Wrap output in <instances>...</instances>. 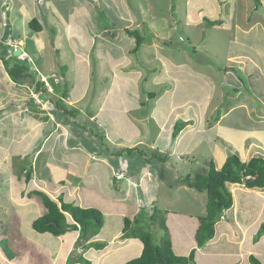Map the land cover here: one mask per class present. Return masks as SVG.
<instances>
[{
  "label": "rangeland",
  "instance_id": "374dc122",
  "mask_svg": "<svg viewBox=\"0 0 264 264\" xmlns=\"http://www.w3.org/2000/svg\"><path fill=\"white\" fill-rule=\"evenodd\" d=\"M60 1L63 2L64 0ZM205 1L120 0V13L119 10L117 12L102 11L107 21L111 23L94 24L90 21V23L86 24H71L72 35L69 43L63 37L66 31L62 29L61 24H55L56 20L53 19L49 21V24H54L51 29L53 36H55L53 42H56L57 37V44L55 47L52 44L46 45V48H49L50 52H52L49 54H52L53 60L48 58V53L45 49L42 52H35V54L31 55L27 53L26 55V51H35L32 43L29 42H27V46L30 49H27L25 44L23 47L24 52L13 56L14 60L12 62L16 61L14 63L27 65L36 80L37 78L38 80L39 78L44 80L38 70L40 67L44 71L52 68L55 71L58 69L56 72L58 75L60 72L62 73L65 67L67 70L64 72L68 76L61 79L58 84L65 89L71 87L69 84L75 83V90H73L75 96L77 93H82L85 87H88L81 102H73L71 98L61 95L60 90L55 89L54 83L59 82L60 76H51L49 74L50 76L47 77V80L50 84H53V88L50 87L51 90L48 89L51 92V98L49 97L48 103L51 106L54 105L53 98H59L53 95V93H56L61 96V104L67 110L74 106L81 110H78V113L80 112L81 114L79 117L75 116L79 115L78 113L75 114L70 111V113L75 114H70L73 122L66 120L68 114L65 113L62 116L64 120L59 123L60 126L65 124L68 128L70 127L72 133L76 135L74 140H77V134H83V129L86 132H90L89 127L97 128V133H91L93 136L84 137L86 146L82 145L79 140L74 143V141L71 142L69 139L70 147L68 149L61 148L58 143L61 149L43 148L37 156V148L43 145L42 142L41 144L39 143L41 137L34 142L22 140L27 150V154L23 156L9 153L11 158H8L5 154L11 148L7 144L1 145L0 264H49L48 257L50 255L44 254L42 257L37 256L34 258L32 252L35 253L33 249L35 246L31 241L47 244L51 251L56 252L59 250L61 252V250L64 251L67 242L64 240V243H62L60 237L67 233L76 234L77 231L74 228H69L60 236H54L48 232L39 233L32 227V219L42 215V212H40L42 207L32 196L28 195L31 197L30 201H28L27 193L34 190L35 187L40 188L41 186L43 188L42 183L45 181L50 183V189H56L60 185L53 182L55 178L66 180L70 184L71 190L76 188L70 198H68L66 191L64 194L60 193V196L65 201L72 202L77 206H91V208L99 210L103 206L105 208L113 207L120 210L118 213L122 211L124 216L128 215L129 217L137 209L136 215L131 218H137L143 229L151 231L153 241L156 244H161L167 236L171 237L169 233L171 230H169L170 227L167 221L177 226L179 224L178 217L182 218L185 215L184 211L188 209L194 211L195 208H201L200 202L208 199L206 192L200 193L196 188L189 187L186 179L192 180L199 174L207 173L211 160L208 161L205 157L208 155L209 148L205 144L193 150L191 154H185L182 152L183 150H180V147L179 151L177 150L178 152H174L176 136L189 127H198L196 132L198 138L200 136L199 127L204 128L203 126L206 124L207 132L205 131L203 136L209 137V134H211L213 138H218L219 142L223 141L220 137H216L215 132L212 131L214 129L209 127L210 122L214 118L222 117L223 114L229 112L223 122L233 126L240 113H242L241 109L235 106V102L242 99L240 102L244 103L243 99L248 96V103L256 104L258 108L255 106L257 111L251 112L249 110L247 115L249 114V117L251 116L252 119L257 121L264 119V116L256 119V115L264 111V106L258 105L257 95L251 90L250 94L246 92L240 96L232 85H225L230 79L233 80L234 75H230L228 70L224 69L223 71L224 62L228 60L229 51L232 52L234 49V46L229 41L231 34L234 36L237 30L241 29L247 33L250 30L251 32L253 30L257 32L258 28L254 29L256 27H260L264 32V0L259 1L260 9L252 13L253 17L251 16L249 23L247 18L255 6L254 0H217L218 3L214 6L215 12L213 10L214 7L207 10L204 5L200 6L205 4ZM226 14L230 18V22L223 19ZM204 16L212 21L221 20L225 21V23H217L218 25L211 26L205 24L207 18L204 19ZM184 20H186V24H182ZM49 24L46 23L48 26ZM222 27L224 28L222 29ZM136 28L146 37L149 36L148 33H151L152 39L143 43L139 51L133 52L135 39L127 33V29L134 30ZM243 40L249 43L247 44L246 52V64L249 69H246L256 73V63L259 65L256 59L260 58L261 62H264V36L259 35L256 37L253 33L249 37L246 34L240 37L239 42L241 41L244 44ZM233 41L237 42L238 40L234 37ZM56 50H58V53ZM198 59L202 61L198 62ZM233 61H236V59H231L230 64ZM236 62L238 63V61ZM118 70L119 74L117 73ZM226 71L228 75L226 78H222ZM115 72L117 75L114 77ZM209 72L213 77L209 75L205 77ZM259 72L260 70L256 74ZM120 73L130 74L133 80H126ZM203 73L207 74L203 75ZM202 75L205 79H200ZM235 76L242 77L243 84L241 87L244 86V91H247L249 85L246 83V74L236 70ZM38 80L35 82L36 85L39 82ZM210 80L212 81L211 83H209ZM134 82L136 88L145 90V93L140 91V97L138 98V95L135 96L138 108H134V115L129 114V116L133 117L122 118L120 111L125 112L126 108L131 106L121 96L124 93L127 95L131 94V90L134 89ZM201 83L204 85L205 91L202 92L201 90L198 92L199 101L196 102L197 105L194 103L195 98L193 97L190 102L180 106L176 113L170 112L173 106L185 101L191 95L189 91L192 90V87L195 88ZM229 83L232 84L233 82ZM208 84L214 86L213 91L215 92L210 106L208 104L210 93L208 92L211 91V87ZM60 85L57 86L58 89L62 88H60ZM224 85L225 94L222 92ZM208 87L209 89H207ZM149 93H153V95ZM221 94L226 99L222 107L219 106L220 102L217 100H220ZM227 94L229 98H226ZM232 96L236 98H232ZM74 99H77V97H74ZM107 100L111 102L108 103ZM117 102L121 105H117ZM207 104L209 108L206 111ZM101 106L105 107L104 109L100 108L103 111L98 110ZM195 106L197 107L195 108ZM229 107L233 108L228 111ZM238 109L240 110L238 111ZM93 112L94 115L90 122L88 115L90 113L93 114ZM93 121H96L95 123L97 124L93 123ZM162 121L169 123L164 126L167 132L164 134L165 136L169 134L173 140H171V143H167L158 139L154 147H152L151 141L156 139V133L160 129V122ZM249 123L245 121L243 127L250 128L253 134L264 131V125L256 127ZM175 124L177 125L176 127H174ZM82 125L85 126L81 127ZM172 125L173 128H171ZM78 127H81L80 131L75 130ZM174 132H178L175 137L173 135ZM76 143L78 145L75 147L74 144ZM246 146H253V141L246 142ZM73 148L74 150H72ZM75 148L77 149L76 151ZM122 148L138 149L126 152V154L124 152L121 156L118 152ZM157 149L168 152L159 150L160 153ZM253 153H260L264 156V147L261 148V151ZM109 158L112 159L113 164H110L111 160L108 163ZM145 160L146 162L151 160V162L146 164ZM9 161H11V164ZM142 165L147 167V169L144 168L145 172L138 174L140 175L139 177H143V179L139 180L138 177H135L137 174L134 173ZM216 167L218 168L217 165ZM31 168L32 178L30 176L28 180L26 178V170ZM72 182L77 186H72ZM10 186L14 189V202L17 203V210L14 212V209L12 210L11 205L8 203L11 201V197H7L8 205H5V193L7 194V189ZM144 187L147 191H145ZM158 189L160 192L159 201L151 198V194L156 193ZM47 190L44 189L46 192ZM21 196L22 199L20 198ZM18 200H22V202ZM37 200H41V198L38 197ZM114 200L117 203L115 205L112 202ZM21 203H23V206H20ZM166 203H171L169 205L171 209L179 211L177 216L173 214L168 216L163 211ZM155 207H158V209H155ZM155 210L158 211L154 213ZM152 213H154L153 218H151ZM18 214L21 215L20 219L17 217ZM67 216L68 221L71 222V216ZM21 223H23L21 231L26 234L27 238L18 235L14 228L16 224L20 225ZM262 224H264V220L260 221V225ZM134 225L137 224L133 223L132 227ZM259 229L254 233L255 237ZM179 231L178 227L173 230V232ZM260 242L264 245V240ZM85 245L86 248L82 250ZM92 250L94 253L91 254ZM73 253L75 256L80 254L85 259L91 260V264H98L95 247L81 241L79 235L76 239ZM57 256L60 260L61 254L59 252H57ZM80 264H85V262H80Z\"/></svg>",
  "mask_w": 264,
  "mask_h": 264
},
{
  "label": "crops",
  "instance_id": "0c3cea01",
  "mask_svg": "<svg viewBox=\"0 0 264 264\" xmlns=\"http://www.w3.org/2000/svg\"><path fill=\"white\" fill-rule=\"evenodd\" d=\"M64 1L61 2L60 0H0V147L1 145L7 144V146L11 148L9 149L7 154H5V156L8 158L10 157L9 153L17 154L18 156H23L27 154V150L23 145L22 140H29V142H34L39 137H41L39 143L41 144L42 142L43 145L37 148L38 149L36 151V156H37V154L43 148L49 149V147H51L52 150L54 148L68 149V147H70L69 139L71 142L74 141V143L79 140L82 142L81 143L82 145L86 146V143L84 142V137L93 136V134H91L92 133L91 131L86 132V130L83 129L82 131L83 134L81 135L77 134V140H74L76 138V135L72 133L70 127L68 128V126H66L65 124L64 125L61 124L60 126L59 124L60 121L64 120L62 119L63 118L62 116L65 113L68 114L66 120L69 122L70 121L73 122V118L70 115L71 114L70 111L69 110L65 111L63 109L65 108V106L61 104V100L59 104L56 103V101L60 99L61 96H58L56 93H53V95L59 98L57 99L53 98L54 105L51 106V104L48 103L49 97L51 98V92L47 91L43 87L36 89L37 85L35 84V82L38 80V78L36 80L34 76L33 78L34 81L25 80V79L23 81L21 80L18 81V80H14L9 72L10 66H12V63L15 62V61L14 62L11 61L10 53L7 52L8 48L10 49V43L12 45L11 47L15 46L17 48H20L21 52H24L23 47L25 46V44L27 49H30L27 46V42L32 43V47L35 49V51L34 50H33L34 52H32L31 50H30L31 52L26 51L25 52L26 55L27 53L31 55V54H35V52L37 53L42 52L45 49V51L48 53V58L53 60L52 54H49L52 52H50L49 48H46V45L52 44L55 47L57 44L56 43L57 37H56V42H53L55 36H53L54 34H52L51 27L54 24H49V21H52L54 19L56 20L55 24L58 25L61 24L62 29L66 31L63 37L66 40V42L69 43V40L71 41V35H72L71 24H84V23L86 24L88 22L90 23V21H92L94 24L111 23L107 21V18L105 14H102L103 13L102 11L110 10L111 12H117V10L121 8V7L119 8L120 0H88V1L64 0ZM83 1L84 3H82ZM205 2H206L205 4H201L200 6L204 5L205 8H207V10L213 9V7L218 3L217 0H206ZM254 2H255V6L253 7L252 12L249 14L247 18L248 23L253 17L252 13H254L255 10L258 11V9H260L259 5H257V2L255 0ZM213 10L215 12V7ZM120 16L122 18L121 14ZM205 18L207 17L204 16V19ZM33 19L39 22V24L41 25V30L35 31L30 27L31 21ZM223 19L225 21L228 20V22H230V18L228 17L227 14L226 17ZM186 20H184L183 23L181 21V23L186 24ZM225 21L224 22L221 21V23L219 24H223L225 23ZM46 23L49 24V26L46 25ZM223 28L224 27H222V29ZM257 28H258L257 33L256 34L254 33L255 36L256 37H258L259 35L264 36L263 30L260 27H256L254 29ZM246 34H248L250 37V35L253 34V32H251V30L248 31V33L242 29L237 30L234 36H232L231 34V36L229 37V41L230 43L234 42L233 38L235 37V39L238 40L237 42H239L240 37ZM243 42L247 43L245 40H243ZM243 51L247 52V49L244 48ZM56 52L58 53V50H56ZM227 58L228 60L236 59V61H238L237 67L240 71L246 74L247 77L246 83L249 86L247 91H244V86H243V90L239 89V87H241L243 84L242 83L243 80L241 76L240 77L233 76L234 77L233 80L230 79L225 85L226 86L232 85L239 92L240 96L246 92L250 94L252 90L255 93V95H257L258 100H260L259 102H261L258 103V105L260 104L264 106V65H261L260 63L259 65H257L256 63L257 66L256 73L258 70H260V72L256 74L246 69L248 68V66L246 64L247 56L245 53L243 52L242 53L238 52L235 54L229 53ZM64 69L66 72L67 69L65 67ZM38 70L41 72V76H45L46 78L50 76L49 74H51V76L53 75H57L58 77L60 76L59 82H55V83H60L61 79H64V77L68 76L63 71L62 73L60 72L59 75L56 74L58 69L55 71L54 68L50 69L53 71L50 70L44 71L41 69V67ZM219 70L221 69L219 68ZM117 73L119 74V70L117 71ZM117 73L115 72L114 77L117 75ZM205 74L207 73H203V75ZM224 74L225 75H223L222 78H226L227 73ZM120 75L126 80L127 79L133 80L130 74L120 73ZM203 75L202 77H200V79H205L203 78L204 77ZM208 75L210 77H213L210 72L209 74L205 75V77ZM38 81H40V78ZM211 82L212 81L210 80L209 83ZM229 82H233V83L230 84ZM69 85L71 86L69 88L64 89V87L60 85V88L62 87L61 89H57V87L55 89L60 90L61 95H63L64 90H66L67 94L63 96H67L71 98L73 102H77V103L81 102V99H83L85 91L88 90V87H85L82 93H77V95L75 96V94H73V90H75L74 89L75 83ZM225 85L223 86L222 89L223 94H225ZM208 86L211 87V91L208 92L210 93V99L208 103L210 106V103L212 104L211 101L214 98L215 92L213 91L214 86L212 84L210 85L208 84ZM203 87L204 85L202 83L195 88L192 87V90L189 91L191 95L185 101H182L180 104H176L175 106H173L172 111L170 112L176 113V110L180 108V106H183L187 102H190L193 97L195 98L194 103L196 104V102L199 101L198 92L201 90L202 92L205 91ZM209 87L207 89H209ZM137 89L138 88H136L134 82V89L131 90L132 91L131 94L129 95H127L126 93H124V95L122 94L121 97H124L123 100L128 101L130 103L129 105L131 106L130 108L129 107L126 108L127 110L125 109L126 110L125 112L120 111L122 113V118L133 117V116H129V114H133L134 110L138 108L137 101H135V96L138 95L139 98L140 91L145 93V90L143 89L137 90ZM223 94H221L220 100L216 98L218 102H220L219 106L221 107L224 106L223 104L224 101L226 100L224 99ZM42 96L46 99H44ZM226 96H227L226 98H229L228 94ZM74 97H77V99H74ZM232 98H236V97L232 96ZM248 99L249 96L246 99H243L245 101L244 103L240 102L242 101V99L235 102L236 103L235 106L237 108H240L242 113H240L239 117L237 118V121L234 123L233 126L228 124L227 122H223L227 118V114L229 112L223 114L222 116L223 118L221 116L216 117L210 122L209 127L214 129L211 130L215 132L216 137L217 136L220 137L223 141L219 142L218 138H213L209 133H207L209 134V137L203 136V133L205 131L207 132L206 124L203 126L204 128L199 127L200 136H198V138L196 135V132L198 131V127H194V128L189 127L186 130L181 131L180 134L176 136L175 149L173 151L178 152L180 147V150H183L182 152H184L185 154L188 153L191 154L193 153V150H196L197 148H200L201 146L207 144L209 148V152L205 158L208 161L213 160L218 166V168L222 167L227 157L233 153H237L242 159V161L249 160L251 157L255 155H261L260 153L256 154L253 152L261 151V148L264 147V131L263 132L259 131V133L253 134L250 128L243 127L245 121L250 122L252 125L256 127H259L260 125H264V119L257 121L252 119L251 116L249 117V114L247 115V112H249V110L251 112H255L257 111L256 109L258 108L256 104L248 103ZM107 102L109 103L111 101L107 100ZM116 104L121 105L119 102H117ZM208 104L207 107L205 108L206 111L209 108ZM255 106H257V108H255ZM196 107L197 106H195V108ZM73 108L80 110L75 106ZM100 108L104 109L105 107L101 106L98 108V110L103 111V109ZM231 108L233 107H229L228 111ZM240 109H238V111ZM78 114L79 115H75V116L79 117L81 115L80 112ZM93 115L94 112L93 114L90 113V115H88L89 116L88 119L90 120V122L92 121ZM262 116H264V111L256 115L257 117L256 119L262 118ZM95 122L93 121V123ZM167 124L169 123L164 121L160 122L161 127H159L160 129L156 133V139L151 141L153 145L152 147H154V144H156L158 139L166 141L167 143H171V140H173L171 139L169 134H167V136H165L164 134L167 133L166 128H164V126ZM80 128L81 127H78L75 130L80 131ZM171 128H173V125L171 126ZM182 140L184 143L182 142ZM250 141H253V146H249V147L246 146V142H250ZM44 143L46 144L44 145ZM58 143L60 144L61 148H59ZM77 145L78 143L74 144L75 147ZM72 150H74V148ZM76 150L77 149L75 148V151ZM157 150L158 151L160 150L161 152H168L162 149H157ZM124 154H126V152ZM120 155L122 156L123 153ZM9 162L11 164V161ZM108 163L113 164L112 159L109 158ZM145 163L148 164L146 160ZM144 168L147 169V167L142 165L140 168L137 169V172L134 173L137 174L135 177H138L139 180L143 179V177H139L140 175L138 174L145 172ZM53 182L58 183L60 186H58L56 189H50L49 188L50 183L45 181L44 183H42L43 188L41 186L40 188L35 187L36 189L34 188V190L48 189L47 192L48 193L50 192L49 193L50 195L52 193L51 196L56 199L60 197V193L64 194L65 191L67 192L68 198H70V196H72V193L76 191V188L71 190L72 188L70 184H68L66 180H62L61 178H55ZM71 185L77 186L73 182L71 183ZM10 188L7 189L8 190L7 194L5 193V197H6L5 205H8L9 203V205H11L12 207V210L14 209L13 210L14 212L17 210V206H16L17 203L14 202V193H13L14 189L12 188L10 189ZM229 189L233 196V205L231 208L224 211L222 218L215 225L214 237L211 239V241H208L204 246L199 247L197 245L195 234L200 224L199 217L206 214L207 200L204 202H200L201 208L198 209L195 208L194 211L192 209H188L187 211H184L185 215L182 216V218L178 217L179 224L177 226H174L172 223L167 221L168 226L170 227L169 230H171V232L169 233L171 236L170 239L172 242V247L176 254L189 255L193 249H196L194 264H251L250 263L251 255H255L264 263V245L260 242L261 240L262 241L264 240V234L259 238L258 241H255V234H254L256 230L261 226L260 221L264 220L263 219L264 218V188H259V187L248 188L245 186L244 183H233L230 184ZM145 191H147L146 188ZM159 193L160 192L158 189L156 193L154 192V194H151V198L159 201L158 199L160 197ZM28 195L30 196V192L27 193V196ZM29 196H28V201H30L31 198ZM31 196L33 197L34 200L38 202L40 207H42L40 212H42L43 215L46 212V208L42 200H37V198L40 196L36 194H33ZM7 197L9 198L11 197V201H9L8 203H7ZM20 198L22 199V196ZM18 201L22 202V200L21 201L18 200ZM112 202L113 205L117 204L115 200ZM169 205H171V203L168 204L166 203L165 207H163V211H165L168 216L170 214L177 216L179 211L176 209H171V206ZM20 206H23V203H21ZM86 207H91V206H86ZM155 208L158 209V207ZM116 210L117 209L113 207L105 208L103 206L100 208V211H102L104 215L103 225L98 235H96L93 239L90 240L104 244V247L101 249L95 248L98 264H124L126 261L140 255L142 252L143 244L138 238L134 237L129 239L123 237L124 219L125 217H129V216L128 215L124 216L122 211L118 213V211L120 210L117 211ZM195 210L197 211L200 210V211L197 212ZM132 213L133 214L130 217L132 216L134 217L136 215L137 209ZM17 217L20 219L21 215L18 214ZM34 219H32V221ZM21 226L23 227V223H21L20 225L16 224L14 228L17 231L18 235L27 238L26 234L21 231ZM176 227H178V229L180 230L179 232H173V230ZM75 231H77L76 234L67 233L60 237L62 243H64V240H66L67 242V246H65L64 251L61 250V252L59 250L56 252L51 251L47 244L31 241V243L35 246L33 247L30 245L35 250V253L32 252V254H34V258H36L37 256L42 257L44 254H47L50 255L48 257L50 261L49 264H66V262H68V260L72 256H75L73 253L74 245L79 235V231L78 230ZM84 248H86V245L82 247V250ZM89 249H93V248H89ZM57 252L61 254L60 260L59 257L57 256ZM77 253L79 252L77 251ZM92 253H94L93 250L91 254ZM73 264H80V262H76Z\"/></svg>",
  "mask_w": 264,
  "mask_h": 264
},
{
  "label": "trees",
  "instance_id": "16d2710c",
  "mask_svg": "<svg viewBox=\"0 0 264 264\" xmlns=\"http://www.w3.org/2000/svg\"><path fill=\"white\" fill-rule=\"evenodd\" d=\"M257 5H259L260 0H255ZM221 23V20L212 21L207 18L206 24L215 25ZM30 27L35 30H41V25L35 19L31 21ZM258 31V30H257ZM253 33L254 30L252 31ZM127 33L130 36H133L135 39V46L133 52L139 51L142 44L148 41H151L152 34L148 33L149 36H144L138 29L130 30L127 29ZM249 42V40H248ZM234 46L232 52L229 53L235 54L238 52H243L246 54V51H243L245 47L247 49V43L242 44L240 42H231ZM14 48L10 46L8 48V53H10L11 61L13 59ZM201 62L202 60H197ZM258 63L264 65V62H261L257 58ZM16 62V61H15ZM223 66V71H230V75L235 76V71L239 70L237 67V62L233 61V65L230 64V60L225 62ZM221 69V68H220ZM63 72L65 69L63 68ZM240 71V70H239ZM10 75L14 80L23 81L32 80L34 81V74L30 71L29 67L20 63H13L9 69ZM242 72V71H240ZM227 73V72H226ZM243 73V72H242ZM228 75V73H227ZM55 88L58 86V83H54ZM43 87L46 89L44 83L39 81L36 89ZM58 89V88H57ZM243 90V87H239ZM67 92L64 90L63 95H66ZM153 95V93H149ZM260 100H258L259 102ZM60 99L56 101L59 104ZM261 103V102H259ZM61 106V105H59ZM65 111V108H63ZM69 111L73 113H78V109L71 108ZM71 113L72 115H75ZM81 125V124H80ZM85 126V125H84ZM83 125L81 127H84ZM177 125L175 124L174 127ZM89 131L92 133H97V128L89 127ZM178 132H174V137ZM138 148H122L118 154L124 152H129L132 150H137ZM156 155V153H155ZM147 162H151L148 160ZM209 168L206 174H199L195 176L192 180L186 179L189 187L196 188L197 191L206 192L207 194V203H206V214L199 217V226L195 234L196 242L199 247L204 246L208 240H211L215 235V225L221 219L223 212L233 205V196L228 188V185L233 183H244L248 188H264V156L255 155L251 157L248 161H242L240 156L237 153L230 154L225 160L224 164L220 169L216 167V164L213 160L209 162ZM26 178L29 180L32 168L26 170ZM36 194L40 196L46 212L35 218L32 222V227L35 231L39 233H51L55 236H60L64 234L69 228H74L80 231L79 239L88 243V245L93 246L97 249L104 247L103 243L90 241L100 232L103 225V214L99 209L91 207H82L77 206L73 203L67 202L63 199L62 196L53 198L50 194L44 190H33L30 192V196ZM156 209V208H155ZM158 210H155L157 212ZM152 213V217L154 216ZM71 216L72 222L68 221V216ZM134 227H132V225ZM137 218L132 219L131 217H125L124 227H123V237L125 238H138L142 244L143 249L140 255L126 261L124 264H194V258L196 249H193L189 255H178L174 252L172 247L171 239L167 236L161 244H156L153 241L152 233L149 230L143 229ZM264 234V224L261 225L255 241ZM85 262V264H91L89 260L85 259L82 255L72 256L69 259L68 264H73L76 262ZM251 264H264L258 257L255 255L250 256Z\"/></svg>",
  "mask_w": 264,
  "mask_h": 264
},
{
  "label": "clouds",
  "instance_id": "9594fccd",
  "mask_svg": "<svg viewBox=\"0 0 264 264\" xmlns=\"http://www.w3.org/2000/svg\"><path fill=\"white\" fill-rule=\"evenodd\" d=\"M10 46H12V45H10ZM16 48H17V47H16ZM53 76H55V75H53ZM41 78H43V76H41ZM44 78H45V77H44ZM46 79H47V78H46ZM40 81H42V82L44 83V85H45V87H46V90L49 91V90H48L49 88L46 86L45 81L42 80V79H41ZM47 81H48V80H47ZM54 81H55V80H54ZM48 82H49V81H48ZM49 83H50V82H49ZM50 86L53 88V85H52V84H50ZM49 92H50V91H49ZM223 213H224V212H223ZM221 218H222V217H221Z\"/></svg>",
  "mask_w": 264,
  "mask_h": 264
},
{
  "label": "built area",
  "instance_id": "2783aa9c",
  "mask_svg": "<svg viewBox=\"0 0 264 264\" xmlns=\"http://www.w3.org/2000/svg\"><path fill=\"white\" fill-rule=\"evenodd\" d=\"M10 45H11V43H10ZM13 48H14V50L16 49L15 46H13ZM43 79H44V81H45V83H46V86L49 88V90H51L52 87L50 86V83L47 81L46 78L43 77ZM50 87H51V88H50Z\"/></svg>",
  "mask_w": 264,
  "mask_h": 264
},
{
  "label": "water",
  "instance_id": "95a60500",
  "mask_svg": "<svg viewBox=\"0 0 264 264\" xmlns=\"http://www.w3.org/2000/svg\"><path fill=\"white\" fill-rule=\"evenodd\" d=\"M21 53V49L20 48H16L14 51H13V55L14 56H17Z\"/></svg>",
  "mask_w": 264,
  "mask_h": 264
}]
</instances>
